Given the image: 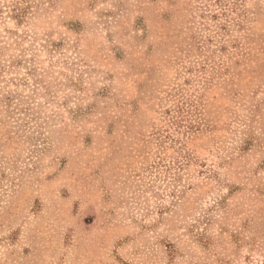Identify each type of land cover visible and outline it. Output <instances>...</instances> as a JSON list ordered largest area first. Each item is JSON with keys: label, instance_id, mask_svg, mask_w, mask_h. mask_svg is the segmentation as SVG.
<instances>
[{"label": "rangeland", "instance_id": "obj_1", "mask_svg": "<svg viewBox=\"0 0 264 264\" xmlns=\"http://www.w3.org/2000/svg\"><path fill=\"white\" fill-rule=\"evenodd\" d=\"M0 264H264V0H0Z\"/></svg>", "mask_w": 264, "mask_h": 264}]
</instances>
